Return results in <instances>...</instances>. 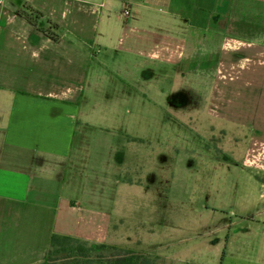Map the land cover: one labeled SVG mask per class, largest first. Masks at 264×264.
I'll list each match as a JSON object with an SVG mask.
<instances>
[{"label": "crops", "instance_id": "0c3cea01", "mask_svg": "<svg viewBox=\"0 0 264 264\" xmlns=\"http://www.w3.org/2000/svg\"><path fill=\"white\" fill-rule=\"evenodd\" d=\"M199 35L211 55H196ZM194 60L187 75L222 83L221 121L248 132L242 167L264 173V0H0V264H45L53 235L141 243L113 221L164 215L155 198H131L149 188L134 160L146 154L120 109L149 105L128 92L150 72ZM253 185L242 223L169 261L264 264V180Z\"/></svg>", "mask_w": 264, "mask_h": 264}, {"label": "rangeland", "instance_id": "374dc122", "mask_svg": "<svg viewBox=\"0 0 264 264\" xmlns=\"http://www.w3.org/2000/svg\"><path fill=\"white\" fill-rule=\"evenodd\" d=\"M210 37L198 36L196 55H211L200 48L201 42ZM212 40L216 67L217 59L223 55L224 39L215 36ZM196 63L185 61L179 72L167 65L150 72L151 83L144 92H138L136 85L133 92H128L133 99L148 100L149 105L120 109L123 116L132 113L134 118V123L128 125L132 147L146 154L143 162L138 157L134 160L143 165L142 178L149 188L131 198H155L164 217L113 223L122 233L141 242L129 249L148 257L153 264H175L169 261L174 259V252L178 254L207 238L224 239L225 225L242 223V214L252 211V202L259 194L253 183L264 180V173L242 167L244 136L248 132L221 121V81L216 76L210 83L202 76L187 75L186 69H193ZM121 128L126 129L124 125ZM184 239L187 244L181 242ZM93 253L110 255L107 249ZM203 255L200 262L206 263L208 258Z\"/></svg>", "mask_w": 264, "mask_h": 264}, {"label": "trees", "instance_id": "16d2710c", "mask_svg": "<svg viewBox=\"0 0 264 264\" xmlns=\"http://www.w3.org/2000/svg\"><path fill=\"white\" fill-rule=\"evenodd\" d=\"M33 15L37 14L33 13ZM37 18L38 15L35 20ZM88 245L71 237L53 235L45 264H153L148 257L140 253L114 246L89 245L88 247ZM102 249L109 250L110 255L107 257L94 255V251Z\"/></svg>", "mask_w": 264, "mask_h": 264}, {"label": "built area", "instance_id": "2783aa9c", "mask_svg": "<svg viewBox=\"0 0 264 264\" xmlns=\"http://www.w3.org/2000/svg\"><path fill=\"white\" fill-rule=\"evenodd\" d=\"M123 15L127 16L128 15V11L125 10Z\"/></svg>", "mask_w": 264, "mask_h": 264}]
</instances>
